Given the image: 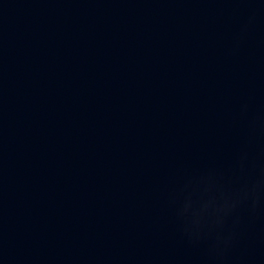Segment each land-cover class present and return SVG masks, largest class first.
<instances>
[{
  "label": "water",
  "instance_id": "water-1",
  "mask_svg": "<svg viewBox=\"0 0 264 264\" xmlns=\"http://www.w3.org/2000/svg\"><path fill=\"white\" fill-rule=\"evenodd\" d=\"M0 264H264V0H0Z\"/></svg>",
  "mask_w": 264,
  "mask_h": 264
}]
</instances>
